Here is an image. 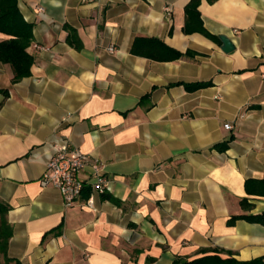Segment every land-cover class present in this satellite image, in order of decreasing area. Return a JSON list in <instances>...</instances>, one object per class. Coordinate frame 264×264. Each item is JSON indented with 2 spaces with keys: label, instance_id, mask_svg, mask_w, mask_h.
I'll use <instances>...</instances> for the list:
<instances>
[{
  "label": "crops",
  "instance_id": "0c3cea01",
  "mask_svg": "<svg viewBox=\"0 0 264 264\" xmlns=\"http://www.w3.org/2000/svg\"><path fill=\"white\" fill-rule=\"evenodd\" d=\"M16 1L32 25L33 63L13 82L0 61L7 255L19 264L264 260V222L245 217L264 216V196L245 188L264 178V0H200V19L185 12L190 0ZM10 37L0 30V41ZM63 139L104 163L109 191L94 189L90 165L71 206L40 185Z\"/></svg>",
  "mask_w": 264,
  "mask_h": 264
},
{
  "label": "trees",
  "instance_id": "16d2710c",
  "mask_svg": "<svg viewBox=\"0 0 264 264\" xmlns=\"http://www.w3.org/2000/svg\"><path fill=\"white\" fill-rule=\"evenodd\" d=\"M208 1L213 2L215 0ZM199 2L200 0H190L185 7V12L188 15L192 14L197 19H200L197 9ZM187 25L186 22V31L194 29L203 31V27L199 22L197 26ZM0 30L11 36L8 39L0 41V61L11 65L14 73L13 82H15L30 74V67L33 63V56L26 50L32 38V25L22 18L17 8L16 0H0ZM179 56L180 53L178 51H173L170 52V54L155 56V58L170 59L178 58ZM197 85L201 84H196L195 86ZM187 87L191 88L190 86ZM0 93L6 94L7 91L0 88ZM225 145V143H222L219 146L220 149H223ZM245 188L248 194L264 196V178L247 179ZM241 204L245 206V202L241 201ZM249 206H251V204H249ZM7 210L8 207L0 201V253H2L3 256V261H0V264H19L16 260L10 258L6 252V245L10 234L5 219ZM245 217L249 220L264 222L263 215H246ZM173 264H177V261H174ZM186 264H264V260L258 257L240 261L231 256L222 258L214 254L194 259Z\"/></svg>",
  "mask_w": 264,
  "mask_h": 264
},
{
  "label": "built area",
  "instance_id": "2783aa9c",
  "mask_svg": "<svg viewBox=\"0 0 264 264\" xmlns=\"http://www.w3.org/2000/svg\"><path fill=\"white\" fill-rule=\"evenodd\" d=\"M42 11V7L39 8ZM39 49L43 47L37 45ZM110 52L114 47H108ZM225 128H231L229 123L224 124ZM86 165H90L93 173V187L98 193L110 190L108 179L104 176V163L87 153L82 152L73 146L67 139L61 140L53 147L45 170L39 178L41 186L51 185L56 187L64 200L66 206L73 205L80 196L85 182L81 178V172ZM86 205L93 208V199L90 197Z\"/></svg>",
  "mask_w": 264,
  "mask_h": 264
},
{
  "label": "water",
  "instance_id": "95a60500",
  "mask_svg": "<svg viewBox=\"0 0 264 264\" xmlns=\"http://www.w3.org/2000/svg\"><path fill=\"white\" fill-rule=\"evenodd\" d=\"M220 39L222 41L221 49L224 52H230L231 50L234 49L233 44L231 43V41L226 36L220 35Z\"/></svg>",
  "mask_w": 264,
  "mask_h": 264
}]
</instances>
